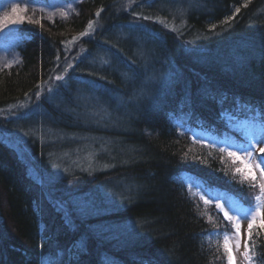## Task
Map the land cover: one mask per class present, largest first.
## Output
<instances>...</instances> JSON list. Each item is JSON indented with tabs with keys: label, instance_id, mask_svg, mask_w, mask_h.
<instances>
[{
	"label": "trees",
	"instance_id": "1",
	"mask_svg": "<svg viewBox=\"0 0 264 264\" xmlns=\"http://www.w3.org/2000/svg\"><path fill=\"white\" fill-rule=\"evenodd\" d=\"M23 1L74 12H33L0 71V264H227L229 222L182 175L243 204L258 194L195 135L240 147L264 127V0ZM252 242L264 253L258 226Z\"/></svg>",
	"mask_w": 264,
	"mask_h": 264
},
{
	"label": "snow or ice",
	"instance_id": "2",
	"mask_svg": "<svg viewBox=\"0 0 264 264\" xmlns=\"http://www.w3.org/2000/svg\"><path fill=\"white\" fill-rule=\"evenodd\" d=\"M246 6V5H245ZM239 8H236V12H239ZM28 12V7H21L19 4H16L11 7V14H5L3 17H0V31L6 28L8 25H16L22 24L27 19L28 23H40L39 19H32L31 17H26L24 14ZM43 12V9H41ZM97 17L100 16V12L97 11L95 14ZM61 16L66 18L67 13L61 12ZM51 17H49L50 19ZM144 19H148V17H144ZM94 21H89L86 27V30L80 33L81 36L89 35V31L93 30ZM43 27V25H41ZM214 27V26H213ZM76 38L74 37L73 40ZM59 59V57H57ZM15 63H19V60L14 61ZM4 67L10 68L12 67V63L5 62ZM72 65H67V68H71ZM67 68L65 71H67ZM3 69L0 68V71ZM56 80H63L64 77L61 75H57L55 77ZM243 107V106H241ZM255 119V117H254ZM261 131H264V127L261 128ZM219 151L224 153L227 151L225 148H220ZM237 151L244 154L245 159L241 160V157L237 155ZM258 151L261 155L257 157L254 153ZM227 155L233 160H241V163H244L245 160L248 162L245 166L248 167L249 172L251 173L252 167L260 170V177L264 180V135H253L245 144H242L236 151H227ZM236 172H241V169L237 168ZM255 176L252 175V180L255 181ZM253 187L255 184L252 185ZM194 187V186H193ZM201 200H204V196H200ZM221 200L225 201L224 204L216 203L215 207L219 210V212H223V219L229 222L230 228L233 230V236L230 237L228 232L217 233V236L223 237V250L224 255L227 260V264H237L236 259L233 255V244L232 240L234 239V247L237 251H239L241 247V222H247V240L244 242V252L243 257L244 260L247 261V264H264V253L260 254L258 257L255 255L254 250L257 245L255 242L249 243L252 241L253 237V229L254 226H258L260 229L264 230V183L259 184V195L254 197L255 205H249V207L244 208L240 207H232L227 211L225 210V205L229 203L227 197H209V200ZM209 200H204L205 204L209 203ZM229 212L232 214L230 215ZM259 232H257V236Z\"/></svg>",
	"mask_w": 264,
	"mask_h": 264
},
{
	"label": "rangeland",
	"instance_id": "3",
	"mask_svg": "<svg viewBox=\"0 0 264 264\" xmlns=\"http://www.w3.org/2000/svg\"><path fill=\"white\" fill-rule=\"evenodd\" d=\"M19 4L21 7L26 6L24 4L23 0H1L0 1V17H3L6 13L7 14H11V7ZM126 6H128V4H125V10H126ZM41 9L43 8H28V12L25 13L24 15L26 17H30L31 14L33 12L36 13H40L42 15H44L45 18H53V17H59L62 18L61 16V12H66L67 16L66 18H68L73 12L74 9L71 5H62V4H57V5H52L49 8L43 9V12H41ZM31 11V12H29ZM65 18V19H66ZM27 21V19L25 20ZM19 24L16 25H8L6 28H4L2 31H0V68L2 69H8L7 67H4L5 62L8 63H12V65L15 64L14 61L19 59V56L17 55L16 52V35L13 34V29ZM110 36H106L105 41H108ZM18 122H14L11 126H17L19 128L16 129L15 131H17L15 133V135H12L10 138L8 137V140L11 141L12 146L19 152L18 154L25 160V162H28V164H30L31 167H35L34 162L32 160V158H30V156L28 155V148L26 147V143L24 141L25 137L28 136L27 133L24 132L25 128H28V126L24 127V124H17ZM21 129H24L23 132L20 131V127ZM245 129H247V132L243 133V135L249 139L251 136L253 135H263V131H261L260 128H256L253 125H246ZM28 131V130H25ZM195 138L198 141L201 142H206V143H215V144H222L225 145L226 150L227 151H236L239 147V144L236 145V142L234 141H230L227 142V145L225 144V140L223 141H219L216 139V137L212 134H208L206 132H198L195 135ZM6 139V138H5ZM27 142V141H26ZM257 157H259L261 154L256 151L254 153ZM237 155L241 157V160H244V154L237 151ZM240 160V161H241ZM248 162L245 160V162L243 163L244 167L247 168V172L249 171L248 167H246L245 165ZM262 168H264V165H262ZM36 172V171H35ZM249 174L254 175L255 176V184L258 186V194L259 195V184L260 183H264V180L261 179L260 177V170L256 169L255 167H252L251 169V173L249 172ZM184 178L188 179L187 180V187H189V190H191L192 192H198L200 195H203L204 198H206L205 200H209V197H227L229 200V203L225 205V210L227 211L229 208L232 207H240L243 206L244 208L249 207L250 204H243L241 202H239L237 199L233 198L231 196V194H229L228 192L225 191H211L208 190L206 188H204L203 185H201L199 182H197L196 180H194L193 178H189V176H187V174H183L182 175ZM194 186V187H193ZM254 195V196H256ZM210 202L213 203H221L224 204L225 201L223 199L221 200H209ZM251 205H255V200L251 203ZM229 214L231 215L232 213L229 212ZM230 237L233 236V230L229 233ZM247 240V222L246 221H242L241 222V247L239 249V251H237L234 247V239L232 240V244H233V255L236 259L237 264H247V261L244 260L243 257V252H244V242Z\"/></svg>",
	"mask_w": 264,
	"mask_h": 264
}]
</instances>
